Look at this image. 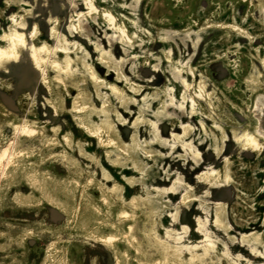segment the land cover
I'll use <instances>...</instances> for the list:
<instances>
[{"label":"rangeland","instance_id":"1","mask_svg":"<svg viewBox=\"0 0 264 264\" xmlns=\"http://www.w3.org/2000/svg\"><path fill=\"white\" fill-rule=\"evenodd\" d=\"M13 32L0 264H264V0H0Z\"/></svg>","mask_w":264,"mask_h":264},{"label":"clouds","instance_id":"2","mask_svg":"<svg viewBox=\"0 0 264 264\" xmlns=\"http://www.w3.org/2000/svg\"><path fill=\"white\" fill-rule=\"evenodd\" d=\"M13 21L15 22V17H13ZM5 39L11 40V46L3 50L2 55H0V62L17 59L19 55L18 48L25 47V37L22 34L13 32L11 37H5ZM40 51H43V49H40ZM34 53L35 49H33V54Z\"/></svg>","mask_w":264,"mask_h":264},{"label":"bare ground","instance_id":"3","mask_svg":"<svg viewBox=\"0 0 264 264\" xmlns=\"http://www.w3.org/2000/svg\"><path fill=\"white\" fill-rule=\"evenodd\" d=\"M0 49H1V48H0ZM1 54H2V53H1ZM260 134H262V133H260ZM262 135H263V134H262ZM263 136H264V135H263ZM245 143L248 144V145L253 146V147L256 148V149H258V148L260 149L261 146H262L260 139H259L257 136H254V135H252V134L246 137V139H245Z\"/></svg>","mask_w":264,"mask_h":264}]
</instances>
